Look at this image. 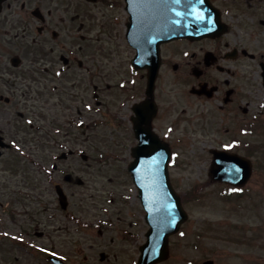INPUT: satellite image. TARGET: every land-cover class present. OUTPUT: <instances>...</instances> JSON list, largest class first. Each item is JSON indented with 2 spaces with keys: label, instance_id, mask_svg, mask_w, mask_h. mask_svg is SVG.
I'll use <instances>...</instances> for the list:
<instances>
[{
  "label": "rangeland",
  "instance_id": "1",
  "mask_svg": "<svg viewBox=\"0 0 264 264\" xmlns=\"http://www.w3.org/2000/svg\"><path fill=\"white\" fill-rule=\"evenodd\" d=\"M117 1L114 7L109 6L110 0H76L72 8L76 17L75 51L91 71L88 94L75 76L76 88L70 93L64 91V96L59 91L50 100L45 110L47 118L39 116L37 103L27 99L31 114L23 111L37 127L30 132L19 131L18 125L14 126L17 115L13 108L0 105V134L13 146L3 150L0 158V264H49L46 257L51 254L67 264H137L149 227L128 172L133 160L131 149L136 144L129 121L130 105H125V97L132 96L131 86L124 91L120 82L132 77L137 81L140 74L133 75L130 70L133 51L125 39L128 14L124 0ZM81 24L85 27L77 34ZM80 35L86 37V43ZM0 45H6L12 54L23 51L19 40L9 41L2 35ZM79 46H85L88 59L79 53ZM27 53L26 61L34 57L33 51ZM74 69L80 79L86 76V71L76 66ZM27 80L33 83L32 78ZM114 83L118 84L108 90L107 85ZM98 86H105V99L111 103L106 110L101 109L105 115L99 107L89 111L84 108V104L95 105ZM28 90L35 92L34 86ZM259 101L263 108H255L247 147L242 133L234 132L241 142L239 147L250 155L255 167L253 178L243 189L231 191L209 177V150L231 140L224 132L215 131L212 119L205 122V130L200 129L187 143L174 148L171 180L177 192L186 195L184 206L189 219L170 238V256L161 264H264V100L260 97ZM118 120L124 124L119 125ZM161 124L165 127L167 122ZM35 139H41L43 145L38 148ZM256 145L263 147L256 150ZM64 151L81 153L59 161L57 157ZM13 156L28 161L15 164L16 173L11 170ZM32 161L37 164L32 165ZM55 164L58 171L54 172ZM37 170L39 174L35 175ZM24 172L38 178L43 197L52 204L51 221L44 212L39 219L35 217L36 222H42L40 231L57 230L49 238L23 234L26 229L34 230L35 222L28 213L34 214L40 207L38 202L27 205L25 193L17 194L19 190L27 192L21 176ZM51 180L65 187L73 219L66 217L55 200ZM12 207L20 214L17 221L6 213Z\"/></svg>",
  "mask_w": 264,
  "mask_h": 264
},
{
  "label": "flooded vegetation",
  "instance_id": "2",
  "mask_svg": "<svg viewBox=\"0 0 264 264\" xmlns=\"http://www.w3.org/2000/svg\"><path fill=\"white\" fill-rule=\"evenodd\" d=\"M0 1V35L9 41L19 40L23 49L21 54H12L6 45H0V105L13 108L26 120L21 109L29 110L28 101L36 95V107L44 116L50 100L57 97L59 91L64 96V91L70 93L69 90L76 88L75 76L88 94L91 71L75 51L76 17L72 8L76 0ZM110 1L109 6L118 5L117 0ZM207 11L218 20L215 32L196 40L179 39L161 44V67L154 95L147 96L148 69H133V75L140 73V77L137 81L131 78V83L123 79L124 86H131L132 92L131 98L125 97V105H130L129 118L134 129L138 119L134 108L153 99L157 114L152 120V129L172 150L176 145L187 143L200 129L205 130V122L212 119L215 131L224 132L225 137L231 139L218 149L245 155L235 148V140L239 142V138L234 132L242 133L243 145L247 147L255 108H263L259 100L260 97L264 100V0H209ZM79 38L86 43V37L80 35ZM84 48L79 46V53L88 59ZM29 51H33L34 57L26 61ZM132 51L134 58L137 49L132 48ZM75 66L86 71V76L80 79ZM27 78H32L33 83ZM33 86L35 92L28 90ZM100 89L98 104L106 110L111 103L105 99L104 88ZM84 108L90 109L86 104ZM165 121L167 125L163 127L161 122ZM39 168L42 169L37 166ZM38 170L35 175L39 174ZM30 175L21 174L27 185L24 189L27 190L26 204L33 206L38 202L40 207L34 214L28 213L35 222L34 230L26 229L23 234L49 238L57 230L40 231L42 222H36L35 217L39 219V214L44 212L51 221L52 204L43 197L38 178ZM12 215L13 221L20 216L15 211ZM70 216L66 213L68 219Z\"/></svg>",
  "mask_w": 264,
  "mask_h": 264
},
{
  "label": "water",
  "instance_id": "3",
  "mask_svg": "<svg viewBox=\"0 0 264 264\" xmlns=\"http://www.w3.org/2000/svg\"><path fill=\"white\" fill-rule=\"evenodd\" d=\"M126 1L127 10L131 15L127 38L130 44L139 50V56L133 63L137 67L148 64L151 71L148 93L152 94L159 69L158 44L179 38L194 39L210 35L217 26L216 19L208 17L205 13L201 14L198 9L201 3L206 4L208 0ZM155 113V110L152 113L146 111L145 115L140 113V128L136 130L140 142L132 151L135 161L129 167L147 213L146 222L150 226L147 242L140 248L138 264H157L165 261L169 254V236L178 232L188 219L181 198L170 183L168 164L171 151L150 127ZM214 154L211 169V177L214 180L235 186H243L248 181L252 174L249 160L226 152L214 151ZM59 194L63 201L66 200L62 190H59ZM50 260L55 264H64L56 258Z\"/></svg>",
  "mask_w": 264,
  "mask_h": 264
}]
</instances>
